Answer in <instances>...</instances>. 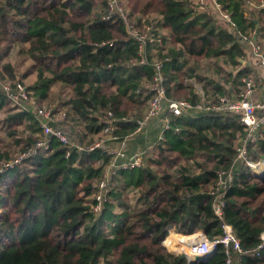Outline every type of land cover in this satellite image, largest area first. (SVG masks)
I'll return each mask as SVG.
<instances>
[{
    "label": "trees",
    "instance_id": "obj_1",
    "mask_svg": "<svg viewBox=\"0 0 264 264\" xmlns=\"http://www.w3.org/2000/svg\"><path fill=\"white\" fill-rule=\"evenodd\" d=\"M118 2L134 26H152L161 37V44H149L148 55L151 64L162 62L169 97L201 103L199 85L205 100L216 104L221 95L237 97L244 78L258 80L246 62V49L255 40L264 56V0H218L234 26L211 0ZM107 15L108 0H0L2 79L14 82L20 74L39 104L53 98L60 85L64 90L54 109L64 110L66 118L56 125L71 133L81 127V136L74 133L79 142L101 138L110 112L130 118L117 131L124 138L153 96V66L140 63L139 43L120 15ZM15 48L23 63L31 62L22 73L21 64L6 60ZM35 73L31 83L24 82ZM0 113L8 115L0 124L19 146L17 156L25 153L41 134L38 118L2 91ZM173 124L180 131L164 132L166 141L155 147V157L146 155L141 165L111 177L110 198L99 213L93 194L110 160L104 150L73 148L66 158L68 148L53 138L46 152L11 167L13 162H4L9 145L0 137V264H193L166 248L170 229L180 232L183 243L196 245L193 237L200 234L195 231L219 240L224 224L232 227L244 251L236 259L264 264V248L259 255L251 253L264 231V176L241 164L221 217L210 193L217 171L235 159L245 125L238 115L214 108L195 118L173 117ZM146 145V137L138 134L127 153ZM249 157L264 158V129ZM227 259L224 244L217 243L194 264H226Z\"/></svg>",
    "mask_w": 264,
    "mask_h": 264
},
{
    "label": "built area",
    "instance_id": "obj_2",
    "mask_svg": "<svg viewBox=\"0 0 264 264\" xmlns=\"http://www.w3.org/2000/svg\"><path fill=\"white\" fill-rule=\"evenodd\" d=\"M214 8L221 14V16L235 25L234 21L228 14L223 11L218 0H211ZM200 4H205V0H199ZM264 5V3H262ZM109 18L112 13H118L124 21L127 33L135 38L139 45L138 51L141 64H151L149 62L148 46L149 44H161L162 39L153 31L152 26H147L145 30H140L129 19L128 12L121 6L118 0H108ZM244 39L248 40L244 36ZM249 45L255 54L261 59V64L264 67V56L262 54L261 45L255 40L250 41ZM154 68V75L151 82V89L153 96L149 102L148 109L145 114L136 119V128L134 131L120 138L117 131L120 128V123L128 121L129 117H115L110 112L105 124L100 132L101 139L93 143H88L86 140L79 142L75 134L82 135L81 127H76L74 133L64 130L62 127L56 125L59 119L64 120L66 114L64 110L56 112L53 107L40 105L37 100L31 96L24 83L19 77L14 82L5 81L0 74V91L6 94L7 99L18 108L24 110H31L38 118L41 128V134L36 142L23 154L17 156L16 160L9 166H15L22 163L27 158L36 156L40 153L46 152L50 147V141L56 138L63 146L68 148L65 156L69 158L73 148L78 151H93L95 149L104 150L109 156L110 160L105 167L101 179L98 181L97 189L93 194L95 199V212L99 213L102 210L103 204L110 198L112 176L117 175L121 170L128 169L134 166H139L143 162L146 155L153 154L156 151V146L161 145L166 141L164 132L171 128L174 132L180 131V126L173 124V117L181 115H189L192 118L200 116L205 111L214 108L219 111H226L239 116L242 123L245 125V133L237 139V154L231 166L228 169L217 171V179L215 185L210 193L213 195V207L215 213L222 216V206L224 204V196L228 187L232 184L235 172L241 164H245L255 174L264 176V158L253 160L249 157L250 147L258 143L263 135L264 129V94L260 99H254V92L257 89V80L253 77L243 79L244 86L236 98L224 94L219 96L218 103H212L205 100L204 94L201 103L193 104L187 99H173L169 97L166 88V78L163 73V64L160 61H155L151 64ZM158 125L160 131L155 140H147L145 147L127 153L129 143L136 135L144 134L150 126ZM225 235L219 240H209L205 235H201L197 239L200 240L199 249H206L203 253L186 254V251H179L185 254L188 258L196 255L211 254L217 243H223L228 255L226 264H241L240 259H236V254H242L240 240L235 236L230 225L224 224ZM174 229H170V234ZM194 233V232H193ZM264 248V231L261 233V242L256 249L251 253L259 255L260 250Z\"/></svg>",
    "mask_w": 264,
    "mask_h": 264
},
{
    "label": "rangeland",
    "instance_id": "obj_3",
    "mask_svg": "<svg viewBox=\"0 0 264 264\" xmlns=\"http://www.w3.org/2000/svg\"><path fill=\"white\" fill-rule=\"evenodd\" d=\"M16 50H17V48H15L14 49V51L7 57V59L6 60H9V61H12L13 63H16L17 65H18V67L20 66V64H21V66L22 67H20V68H18L19 69V72L20 73H22V72H24V70H26L28 67H30V60H28V61H26L25 63H23V59H22V57H20V56H18V55H16ZM21 75L19 74V77H20ZM36 77V73L35 74H32V75H30L29 77H27L26 79H25V83H31L33 80H34V78ZM20 79H21V77H20ZM262 82V81H261ZM258 87H262V84L260 85V84H258V81H257V88ZM64 89L63 88H61V86L59 85V86H56L55 87V90L53 91V95H52V97L53 98H50L49 100H47L45 103H42V104H40V105H46V106H50V107H53V108H56V105H57V96H58V92L59 91H63ZM65 92V95L67 94V90H65L64 91ZM231 98H233V97H231ZM234 98H236V97H234ZM181 99H183V98H181ZM7 114H5V113H0V122H2L5 118H7ZM4 128L2 127V124H0V137H2L3 139H4V144L5 145H9V154H8V156L5 158V160H4V162H14V160H16V158H17V154H19L20 152H19V146H16V145H14L12 142H13V138L12 137H10V136H8V133H6L4 130H3ZM17 129H18V132H19V130L21 131L22 130V127H17ZM95 139H96V141H99L101 138L100 137H95ZM13 144V145H10V144ZM7 149V148H6ZM148 157H155V155L154 154H149V156ZM131 195V194H130ZM178 233V234H177ZM179 233L180 232H171V234L169 233L168 234V236H172V239H173V241H174V243H176V242H179L180 243V245H179V247H181L182 245L181 244H184L181 240H179V238L180 237H182L181 235H179ZM168 236L166 237V239L164 240V244H165V246H166V248L169 250V251H171V252H174V253H176V254H178L179 253V251H177V250H174V249H172L171 247V245H169L167 242H166V240H167V238H168ZM197 238L198 237H201L200 235H198V236H196ZM196 237H193V238H196ZM181 239V238H180ZM173 243V244H174ZM180 248H178V250H179Z\"/></svg>",
    "mask_w": 264,
    "mask_h": 264
},
{
    "label": "crops",
    "instance_id": "obj_4",
    "mask_svg": "<svg viewBox=\"0 0 264 264\" xmlns=\"http://www.w3.org/2000/svg\"><path fill=\"white\" fill-rule=\"evenodd\" d=\"M246 60H247L246 62L251 67V69H253V71L258 76V80H257L258 84H260V85L262 84V87H258L254 92V99L257 100V99H260L262 94H264V67L261 64L260 57L254 53V51L252 50L250 45H248L247 49H246ZM196 87H197L200 94H204L201 86L197 85ZM159 131H160V128L158 127V125H152L149 127L147 132H145L143 134V136L146 137V140H155ZM138 148H141V147H138ZM196 232H199L200 235H205L204 231H202V230H197V231H195V233ZM174 233H175V231H174Z\"/></svg>",
    "mask_w": 264,
    "mask_h": 264
},
{
    "label": "bare ground",
    "instance_id": "obj_5",
    "mask_svg": "<svg viewBox=\"0 0 264 264\" xmlns=\"http://www.w3.org/2000/svg\"><path fill=\"white\" fill-rule=\"evenodd\" d=\"M168 239H170V243H171L172 249L178 250V248H180L182 251L185 250L186 251V254L203 253L206 250V249H201L200 250L198 245H189V244H185V243L184 244H181L182 246L179 247L180 243L179 242L174 243L171 235L168 236L167 240ZM196 239H197V237H196ZM199 242H200V240H198V243L197 244H199Z\"/></svg>",
    "mask_w": 264,
    "mask_h": 264
},
{
    "label": "water",
    "instance_id": "obj_6",
    "mask_svg": "<svg viewBox=\"0 0 264 264\" xmlns=\"http://www.w3.org/2000/svg\"><path fill=\"white\" fill-rule=\"evenodd\" d=\"M257 32H259V30L257 29ZM259 176H262V175H259ZM209 254L207 255H196V256H191L189 257V263H196L198 262L201 258L205 257V256H208Z\"/></svg>",
    "mask_w": 264,
    "mask_h": 264
}]
</instances>
